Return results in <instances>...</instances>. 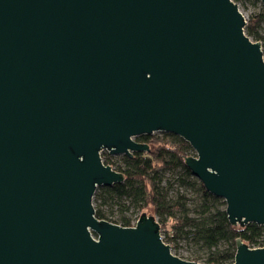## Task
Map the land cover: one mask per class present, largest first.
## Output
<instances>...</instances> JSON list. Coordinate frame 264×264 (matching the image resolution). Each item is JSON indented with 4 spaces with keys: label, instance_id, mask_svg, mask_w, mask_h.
<instances>
[{
    "label": "water",
    "instance_id": "95a60500",
    "mask_svg": "<svg viewBox=\"0 0 264 264\" xmlns=\"http://www.w3.org/2000/svg\"><path fill=\"white\" fill-rule=\"evenodd\" d=\"M264 4V0H261ZM235 0H0V264H203L174 254L152 207L97 217L124 180L103 151L169 132L226 202L264 225V52ZM232 264H264L236 239Z\"/></svg>",
    "mask_w": 264,
    "mask_h": 264
},
{
    "label": "trees",
    "instance_id": "16d2710c",
    "mask_svg": "<svg viewBox=\"0 0 264 264\" xmlns=\"http://www.w3.org/2000/svg\"><path fill=\"white\" fill-rule=\"evenodd\" d=\"M263 18L264 14L258 13L247 22L246 33L254 40L264 39L260 31ZM137 141L147 143L150 150L143 153L135 152L131 157L124 155L122 157L124 164L114 167L123 173L124 180L97 188L94 195L97 217L123 226H131L133 221L125 213L126 210L134 207L143 211L147 207H152L155 215H159L162 219L161 229L167 226V220L173 221L171 229L174 234H168L163 239L171 247L169 240L175 237L184 236L192 239L200 247L207 249V264H232L238 237L251 247L264 244V225L254 222L245 225L230 223L225 210V200L208 192L201 181L189 179L193 176L185 163V157L193 149L189 142L173 133H165L162 137L140 135L137 136ZM102 153L106 154L102 156L104 162L114 166L107 152ZM175 168H180L185 175L183 183L198 185L202 201L196 215L191 216L187 213L185 193L178 192L175 198H170L172 184L170 181L165 182V172ZM115 206L119 207L117 219L112 218ZM179 212L182 214H178ZM222 241L228 243L227 248H218Z\"/></svg>",
    "mask_w": 264,
    "mask_h": 264
},
{
    "label": "rangeland",
    "instance_id": "374dc122",
    "mask_svg": "<svg viewBox=\"0 0 264 264\" xmlns=\"http://www.w3.org/2000/svg\"><path fill=\"white\" fill-rule=\"evenodd\" d=\"M237 3L239 4V7L242 13L245 15L247 22L255 14H258V13L264 14V4L261 2V0H258V1L240 0ZM260 31L264 35V18L261 23ZM261 42H262V45H264V39L261 40ZM263 52H264V47H263ZM165 133H169V132H155L152 135L162 137L164 136ZM135 140H137V137H135ZM104 152H107V155L109 156L111 161L114 163L113 167L124 164L123 159H122L124 155L110 154L108 151H104ZM189 153H190L189 155H196V151L194 149H192ZM103 155L105 156L106 154L102 153V156ZM184 178H185V175L182 174V171L180 170V168L168 169L165 172V182L170 181L172 184V187L170 190V198H175L178 192L185 193L187 196V207H188L187 213L193 216V215H196L200 210L199 204L202 201V196H201V192L198 189V185L183 183L182 180ZM189 179L190 180L196 179L200 181L194 175L190 177ZM125 213L132 218L133 223H135L141 215V211L134 209V207H131L130 209L126 210ZM178 214H182V213L179 212ZM118 216H119V207L115 206L113 214H112V218L117 219ZM155 218L159 223H161L162 219L159 215H155ZM165 219L166 220L168 219L167 216H165ZM167 223H168L167 226H164L161 229L162 237H167L168 234H171V235L174 234V231L171 229V225L173 221L169 219L167 220ZM169 241L172 244L171 250L174 254L182 258L188 259V260H193V258H195L196 259L195 261H198L203 264H207L206 263L207 249L200 247L192 239H187L184 236H180V237H175ZM227 247H228V243L225 241L220 242L218 246V248L220 249H225Z\"/></svg>",
    "mask_w": 264,
    "mask_h": 264
},
{
    "label": "built area",
    "instance_id": "2783aa9c",
    "mask_svg": "<svg viewBox=\"0 0 264 264\" xmlns=\"http://www.w3.org/2000/svg\"><path fill=\"white\" fill-rule=\"evenodd\" d=\"M133 224H135V223H133ZM264 245V244H263ZM263 245H259V246H263ZM259 246H252V247H259Z\"/></svg>",
    "mask_w": 264,
    "mask_h": 264
}]
</instances>
